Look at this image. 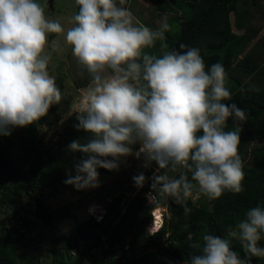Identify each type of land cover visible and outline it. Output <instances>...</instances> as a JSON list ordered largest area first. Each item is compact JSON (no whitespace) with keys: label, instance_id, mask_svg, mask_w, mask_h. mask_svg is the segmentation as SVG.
I'll use <instances>...</instances> for the list:
<instances>
[{"label":"clouds","instance_id":"9594fccd","mask_svg":"<svg viewBox=\"0 0 264 264\" xmlns=\"http://www.w3.org/2000/svg\"><path fill=\"white\" fill-rule=\"evenodd\" d=\"M75 3V26L65 31L58 20L46 17L37 0H0V135L37 122L64 98L48 72L59 42L53 40L46 51L49 34H63L73 56L91 74L74 125L90 138L68 145L83 158L66 184L78 191L97 188L98 168L118 170L121 158L135 156L143 158L146 168L157 165L146 193L149 202L171 198L185 216L191 212L187 201L194 190L212 200L225 192L241 193L244 164L238 146L247 115L237 104L225 103L231 93L224 66L217 62L206 70L200 49L184 44L159 56L144 53L166 39L170 24L165 17L157 29H150L124 7L126 0ZM229 118L233 124L226 130ZM178 171V177L170 175ZM146 179L140 173L133 177L134 185L142 188ZM158 207L163 206L152 209L150 224L156 223L153 211ZM166 211L150 235L163 227ZM105 213L103 204L90 216L102 220ZM261 240L264 207H251L226 228L224 237L204 234L202 242L192 244L200 254L185 264H250L251 257L264 258ZM233 241L240 243L243 258Z\"/></svg>","mask_w":264,"mask_h":264},{"label":"trees","instance_id":"16d2710c","mask_svg":"<svg viewBox=\"0 0 264 264\" xmlns=\"http://www.w3.org/2000/svg\"><path fill=\"white\" fill-rule=\"evenodd\" d=\"M152 2L161 17L169 16L170 31L165 33L164 41L143 49L144 53L159 56L162 50H179L184 44L200 49L206 70L217 62L225 68L226 87L231 93V100L225 103L237 104L247 115L240 125L238 146L244 164V190L239 194L225 192L218 199L201 203L190 198L187 206L191 212L185 216L183 207L171 198L158 204L149 202L146 193L151 191V177L157 168L153 163L145 169L147 179L142 188L135 186L129 192L124 186L118 193L110 192L106 199H99L106 209L102 220L89 216L79 221L68 236L51 238L50 264H159L155 253L149 251L152 248L173 263H185L191 256L200 254L191 245L202 242L204 234L224 237L226 228L242 220L249 208L264 207V0ZM132 4L134 1L126 0L124 7L130 10ZM56 35L49 36L53 40ZM79 70L83 71L84 79L76 81V85L84 89L90 84L91 74L84 67L79 66ZM57 107L53 105L47 115ZM77 123L73 114L64 130L66 135L54 142L43 143L36 135H25L19 151L12 134L0 135V208H7L0 217V264H21L18 258L22 251L38 235L34 232L30 237L27 227L31 220L20 216L21 207H10L16 203L17 196L23 192L32 194L34 201L29 204L44 228L60 220L43 191L64 183L69 174H76L75 165L83 154L70 152L68 145L76 139L83 142L90 138V134L74 127ZM227 123L226 130H230L232 119ZM97 171L111 174L115 170L98 168ZM170 175L178 177L179 171ZM157 206L167 208L164 225L157 233L147 236L151 211ZM65 211L71 214L69 207ZM18 218L23 220L22 227L14 222ZM81 242L85 243L84 247ZM259 244L264 247V240ZM232 246L242 258L245 256L238 241H233ZM74 249L79 252L73 253ZM138 251L146 252L138 254ZM250 264H264V258L251 257Z\"/></svg>","mask_w":264,"mask_h":264},{"label":"rangeland","instance_id":"374dc122","mask_svg":"<svg viewBox=\"0 0 264 264\" xmlns=\"http://www.w3.org/2000/svg\"><path fill=\"white\" fill-rule=\"evenodd\" d=\"M132 1H134V4H132L130 11L133 13V16L136 20L150 29L158 28L161 20L166 17H161L159 15V11L152 0ZM37 2L44 7L46 17L58 20L65 31L75 26L72 19L74 15L78 13V5L75 3V0H54L53 7L50 5V0H37ZM166 18L168 21L169 16ZM48 40L49 45L46 47V51H50L51 42L53 40L58 41L60 45L57 51L51 52L52 59L48 65V72L49 75L55 78L64 98L61 100L60 104L57 105L56 111L47 115L43 121L39 122L40 120H38L27 127H16L11 129L12 138L18 144L16 151L20 150L21 140L25 135H36L38 138L43 139V143H47L49 140H53L54 142L59 138H63L64 135H66L64 130H66L65 128L69 123V118L79 110L81 97L88 87L84 89L77 88L76 81L80 82L84 79L83 71L79 70V66L81 69L83 66L73 56L71 46L65 44L63 34L56 35L53 40L48 36ZM138 147L134 146V149L138 150ZM145 169L146 167L144 166L142 157L137 159L135 156H128L126 158H121L119 169L115 170L113 173H99L98 180L100 186L97 188L78 191L74 186L68 185L65 182L57 183L46 188V190L43 191L46 195V200L50 207L58 212L60 217V220L52 227L48 228H44L32 212L33 208L29 204V201H34L32 194L23 192L21 195L17 196L16 203L10 207L16 205L21 207L20 216H25L27 219L29 218L31 220V227H27L30 237L33 236L34 232L38 233L37 237L32 239L30 246L22 251L18 261H20L21 264H50L52 261L51 238L56 235L68 236L72 233L75 225L79 221L88 218L92 212L97 213L101 211L103 202L99 199H106L108 193L113 192V194H116L120 190H123L124 186L129 192L132 191L135 187L133 177L140 173L144 174ZM128 194L130 196V193ZM192 198L196 203H201L206 199L208 201L211 200L202 195H198L196 192L193 194ZM65 207H69L71 212L70 215L65 211ZM6 209L5 207L0 208V217L4 215ZM157 209L160 211V215L162 214L164 216L166 208L158 207ZM157 209L153 211L154 214ZM14 222H17L16 224L22 227L23 220L18 218L14 219ZM156 226L158 225L154 222L150 224L149 229L147 228V236H149V231H156ZM81 243L82 247H84L85 243ZM149 251L155 253V259L159 264H176L162 257L153 248ZM76 252H79V250L74 249L73 253ZM144 252L138 251V254H143Z\"/></svg>","mask_w":264,"mask_h":264},{"label":"bare ground","instance_id":"6f19581e","mask_svg":"<svg viewBox=\"0 0 264 264\" xmlns=\"http://www.w3.org/2000/svg\"><path fill=\"white\" fill-rule=\"evenodd\" d=\"M154 215H156L157 217H159L160 216V211H158V209L156 210V213L154 214ZM157 217H156V219H157ZM160 218V217H159ZM157 223H159V219H157L156 220V224ZM158 225V224H157ZM155 228H158V226H156Z\"/></svg>","mask_w":264,"mask_h":264},{"label":"water","instance_id":"95a60500","mask_svg":"<svg viewBox=\"0 0 264 264\" xmlns=\"http://www.w3.org/2000/svg\"><path fill=\"white\" fill-rule=\"evenodd\" d=\"M53 2H54V0H50V5H51V7H53ZM264 107V106H263Z\"/></svg>","mask_w":264,"mask_h":264},{"label":"snow or ice","instance_id":"6c2138e0","mask_svg":"<svg viewBox=\"0 0 264 264\" xmlns=\"http://www.w3.org/2000/svg\"><path fill=\"white\" fill-rule=\"evenodd\" d=\"M157 219H159V217H157Z\"/></svg>","mask_w":264,"mask_h":264}]
</instances>
